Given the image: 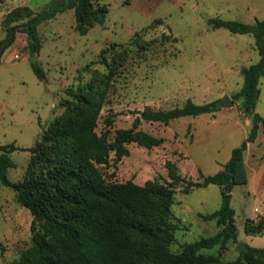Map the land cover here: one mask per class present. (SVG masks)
I'll return each instance as SVG.
<instances>
[{"label":"rangeland","instance_id":"rangeland-1","mask_svg":"<svg viewBox=\"0 0 264 264\" xmlns=\"http://www.w3.org/2000/svg\"><path fill=\"white\" fill-rule=\"evenodd\" d=\"M58 0H0L2 18L12 7L28 4L34 11ZM104 4L103 22L81 34L74 9L68 8L37 25L40 48L31 54L27 34L18 30L0 60V143L18 148L11 152L14 165L7 170L13 181L23 179L30 150L42 131L58 116L72 113L64 99L96 75L110 74L106 98L95 131L111 144L107 161L99 164L109 180L143 183L148 178L170 180L166 160L173 161L185 178L212 174L228 160L251 126L252 114L264 117V76L254 111L244 110L234 94L243 82L242 67L256 62L259 53L251 33L213 27L208 18L254 23L264 18V0H92ZM15 54H18L16 57ZM35 59L44 70L39 78L31 66ZM233 104L168 122L136 119L145 105L167 109L187 98L214 104L224 95ZM127 136L130 139L126 140ZM123 143L127 152L117 154ZM245 181L231 189L237 239L203 247L198 252L221 262L240 254L246 246H264V232H245L264 214V134L244 150ZM201 173V174H200ZM221 205L216 183L183 193L176 187L172 212L178 222L170 251L178 253L186 242L214 234L221 225L205 214ZM32 213L16 199V191L0 184V264H26L39 252L32 239ZM148 247L149 240L144 241Z\"/></svg>","mask_w":264,"mask_h":264},{"label":"trees","instance_id":"trees-1","mask_svg":"<svg viewBox=\"0 0 264 264\" xmlns=\"http://www.w3.org/2000/svg\"><path fill=\"white\" fill-rule=\"evenodd\" d=\"M68 8L74 9L81 34L94 23L103 22L107 12L106 5L94 6L92 0H58L39 11L28 4L16 5L2 18L5 35L0 39V60L18 30L26 32L28 50L34 54L41 45L37 25ZM208 22L213 27L223 26L254 36L259 59L242 67L243 82L234 94L242 97L247 110L253 112L259 96V79L264 76V18L248 23L215 16L208 18ZM31 66L39 78L44 77L43 68L33 58ZM110 78L109 73L96 75L74 90L70 99L62 101L72 113L56 117L28 148L30 158L22 180L13 181L7 175L8 168L14 165L11 152L18 146L0 143V184L12 187L17 201L33 215L32 239L39 255L26 264H264V246L248 245L236 260L226 262L198 252L203 247L237 239L231 189L235 183L245 181L243 153L247 143L255 140L258 129L264 134V117L254 111L247 135L232 148L223 167L212 174L200 173V179L185 178L173 161L166 160L170 180H109L102 175L99 164L107 161L112 147L97 134L95 126ZM213 106L214 101L196 103L190 98L181 106L167 109L145 105L136 119L168 122L210 111ZM116 152H127L122 142ZM210 183L219 185L221 205L204 217L216 218L220 229L186 242L178 253L170 251L169 244L178 227L171 209L176 187L186 193ZM244 231L263 233L264 214L254 223L247 218ZM146 239L151 247L145 245Z\"/></svg>","mask_w":264,"mask_h":264},{"label":"water","instance_id":"water-1","mask_svg":"<svg viewBox=\"0 0 264 264\" xmlns=\"http://www.w3.org/2000/svg\"><path fill=\"white\" fill-rule=\"evenodd\" d=\"M239 103L244 107V110L246 111L248 108L246 106V103L244 102L242 97H238L237 98ZM233 104V100L232 98L227 95L224 94L215 104L214 107H222V106H228V105H232ZM236 249L238 250H247V246L244 244V242H242V240H238L235 246Z\"/></svg>","mask_w":264,"mask_h":264},{"label":"crops","instance_id":"crops-1","mask_svg":"<svg viewBox=\"0 0 264 264\" xmlns=\"http://www.w3.org/2000/svg\"><path fill=\"white\" fill-rule=\"evenodd\" d=\"M251 142H252V141H250V142L247 143V147H246V148H248V146L250 145ZM243 154H244V153H243ZM243 157H244V155H243Z\"/></svg>","mask_w":264,"mask_h":264},{"label":"built area","instance_id":"built-area-1","mask_svg":"<svg viewBox=\"0 0 264 264\" xmlns=\"http://www.w3.org/2000/svg\"><path fill=\"white\" fill-rule=\"evenodd\" d=\"M15 56L17 57V56H18V54H15Z\"/></svg>","mask_w":264,"mask_h":264}]
</instances>
